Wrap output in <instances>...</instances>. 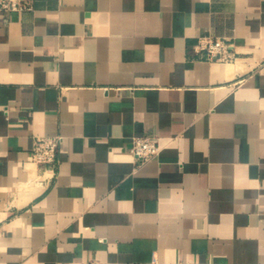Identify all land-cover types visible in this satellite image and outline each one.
Returning a JSON list of instances; mask_svg holds the SVG:
<instances>
[{
  "label": "crops",
  "instance_id": "obj_1",
  "mask_svg": "<svg viewBox=\"0 0 264 264\" xmlns=\"http://www.w3.org/2000/svg\"><path fill=\"white\" fill-rule=\"evenodd\" d=\"M233 42L205 60L199 36ZM153 136L135 165L132 136ZM59 136L39 168V137ZM264 264V0L0 12V264Z\"/></svg>",
  "mask_w": 264,
  "mask_h": 264
},
{
  "label": "built area",
  "instance_id": "obj_2",
  "mask_svg": "<svg viewBox=\"0 0 264 264\" xmlns=\"http://www.w3.org/2000/svg\"><path fill=\"white\" fill-rule=\"evenodd\" d=\"M34 0H0V12H25L33 9ZM195 52L202 54L207 61L232 62L236 58L233 42L229 39L199 36L193 46ZM59 136L39 137L30 152L31 161L39 168L52 166L56 161ZM159 145L153 136H132L128 150L133 156L135 165L140 166L155 158L159 153ZM81 264H106L95 258L84 260ZM180 264H196L195 262H181ZM204 264H217L207 261Z\"/></svg>",
  "mask_w": 264,
  "mask_h": 264
}]
</instances>
